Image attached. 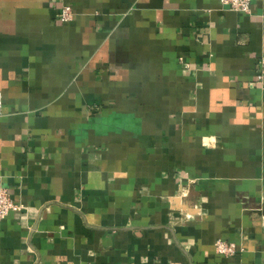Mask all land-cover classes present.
<instances>
[{"label":"crops","instance_id":"1","mask_svg":"<svg viewBox=\"0 0 264 264\" xmlns=\"http://www.w3.org/2000/svg\"><path fill=\"white\" fill-rule=\"evenodd\" d=\"M263 56L264 0H0V264H264Z\"/></svg>","mask_w":264,"mask_h":264},{"label":"built area","instance_id":"2","mask_svg":"<svg viewBox=\"0 0 264 264\" xmlns=\"http://www.w3.org/2000/svg\"><path fill=\"white\" fill-rule=\"evenodd\" d=\"M221 5L235 11L248 13L252 0H219ZM73 17V11L70 5L64 4L61 6L58 19L62 22L70 21ZM258 83L264 86V56L260 59V69L256 77ZM1 106V98H0ZM1 112V111H0ZM23 206L15 203L7 191L0 187V221L4 219L10 211L20 210ZM214 251L221 255H234L237 251L236 244L222 238H217L214 241Z\"/></svg>","mask_w":264,"mask_h":264}]
</instances>
